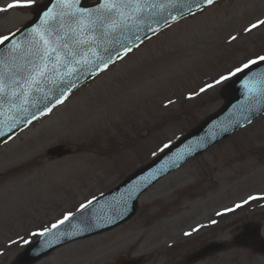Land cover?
<instances>
[{
    "label": "rangeland",
    "instance_id": "rangeland-1",
    "mask_svg": "<svg viewBox=\"0 0 264 264\" xmlns=\"http://www.w3.org/2000/svg\"><path fill=\"white\" fill-rule=\"evenodd\" d=\"M44 1L0 0V40ZM258 58L264 0H221L146 41L0 147V264L218 110L224 84ZM57 145L72 154L51 157ZM218 217L230 226L225 235L209 226ZM245 221L264 226V116L160 180L130 221L37 264H114L183 228L228 239L221 256L229 264H264L237 242Z\"/></svg>",
    "mask_w": 264,
    "mask_h": 264
},
{
    "label": "water",
    "instance_id": "water-1",
    "mask_svg": "<svg viewBox=\"0 0 264 264\" xmlns=\"http://www.w3.org/2000/svg\"><path fill=\"white\" fill-rule=\"evenodd\" d=\"M85 1L48 0L34 21L0 45V144L141 40L215 0ZM223 94L225 104L218 112L118 187L45 232L12 264H33L67 242L124 223L152 184L264 114V61L231 80ZM71 152L62 145L49 150L53 157ZM218 245L206 246L198 258Z\"/></svg>",
    "mask_w": 264,
    "mask_h": 264
},
{
    "label": "flooded vegetation",
    "instance_id": "flooded-vegetation-1",
    "mask_svg": "<svg viewBox=\"0 0 264 264\" xmlns=\"http://www.w3.org/2000/svg\"><path fill=\"white\" fill-rule=\"evenodd\" d=\"M214 227L222 235H225L230 228L229 224L224 225V221H219ZM240 227H242L243 233L253 229L251 233L254 235L256 231V236L251 241L253 249L262 250L264 248V235H262L264 226L244 222L240 223ZM183 233L182 231L174 235L164 233L161 236L165 238L160 237L161 240L155 239L157 242H149L144 253V264H229V261H224L221 256L230 250L231 243L228 239H223L218 234H208L200 239L198 233H192L188 231V228H183ZM215 240L225 241L227 243L226 250L211 253L201 260L195 261L191 258L193 253Z\"/></svg>",
    "mask_w": 264,
    "mask_h": 264
}]
</instances>
